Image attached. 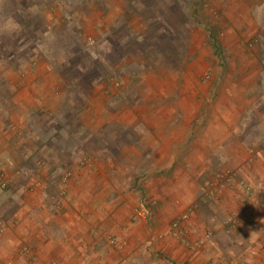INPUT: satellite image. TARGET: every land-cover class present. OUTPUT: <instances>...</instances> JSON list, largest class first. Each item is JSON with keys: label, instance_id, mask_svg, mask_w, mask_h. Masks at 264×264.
<instances>
[{"label": "crops", "instance_id": "obj_1", "mask_svg": "<svg viewBox=\"0 0 264 264\" xmlns=\"http://www.w3.org/2000/svg\"><path fill=\"white\" fill-rule=\"evenodd\" d=\"M248 4L256 22H197L201 55L169 74L175 98L165 95L141 142L146 219L111 165L59 148L36 117L54 121L63 102L49 65L8 67L18 57L0 54V184L11 189L0 198V264H264V0H239ZM243 206L252 225L230 228ZM184 217L182 244L171 225Z\"/></svg>", "mask_w": 264, "mask_h": 264}, {"label": "rangeland", "instance_id": "obj_2", "mask_svg": "<svg viewBox=\"0 0 264 264\" xmlns=\"http://www.w3.org/2000/svg\"><path fill=\"white\" fill-rule=\"evenodd\" d=\"M55 1L50 14L45 6H35L47 0L2 1L0 54L18 57L8 59V67L30 57L49 65L63 102L54 121L44 112L36 117L46 129H54L59 148L81 146L88 161L103 159L111 165L112 173L128 183L127 189L140 202L136 216L142 219L141 210L150 212L146 187L150 163L143 155L142 138L167 111L164 98H175L169 74L175 68L181 72L190 65V57L201 55L204 46L194 42L195 24L256 22L254 5L240 8L239 0ZM20 8L25 14L16 13ZM31 8L33 15L27 11ZM53 17V22H41ZM5 25L9 30H3ZM179 25L182 32H169ZM38 127L44 137L45 128ZM64 156H58L61 162ZM10 191L6 187L4 194Z\"/></svg>", "mask_w": 264, "mask_h": 264}, {"label": "built area", "instance_id": "obj_3", "mask_svg": "<svg viewBox=\"0 0 264 264\" xmlns=\"http://www.w3.org/2000/svg\"><path fill=\"white\" fill-rule=\"evenodd\" d=\"M235 175V174H234ZM6 183L2 182L0 184V198L3 196L5 189H6ZM147 215L146 210H141L138 213V216L142 219H144ZM184 218H181L180 220H176L173 222L171 225L172 229V234L175 238H177L182 244L187 243L186 240L184 239V236L182 235L181 231L179 230V225L181 220H184ZM239 223H244L247 225H252V219L249 216V210L247 206L241 207L238 211L234 212L227 220V225L230 228H234L237 226Z\"/></svg>", "mask_w": 264, "mask_h": 264}, {"label": "trees", "instance_id": "obj_4", "mask_svg": "<svg viewBox=\"0 0 264 264\" xmlns=\"http://www.w3.org/2000/svg\"><path fill=\"white\" fill-rule=\"evenodd\" d=\"M50 0H47V2H39V3H37V4H35V6H37V7H41L42 5L43 6H45L46 7V9L48 10V12H49V14H50V12H51V10H53L54 9V3L56 2L55 0H51L50 2H49ZM52 3L51 5H49V3ZM70 8H74L73 6H71ZM29 10V13L31 12V14H32V8L31 9H27V11ZM17 14H25V10L24 9H22V8H20V9H17V12H16ZM68 14V16H70V17H73L74 15H73V12H68L67 13ZM33 15V14H32ZM55 20V18L53 17L52 19H50V18H47V20L45 19V20H41V22H53Z\"/></svg>", "mask_w": 264, "mask_h": 264}, {"label": "clouds", "instance_id": "obj_5", "mask_svg": "<svg viewBox=\"0 0 264 264\" xmlns=\"http://www.w3.org/2000/svg\"><path fill=\"white\" fill-rule=\"evenodd\" d=\"M262 13H264V6H258L256 9L257 19H260ZM3 30H9V26L5 25V28Z\"/></svg>", "mask_w": 264, "mask_h": 264}]
</instances>
